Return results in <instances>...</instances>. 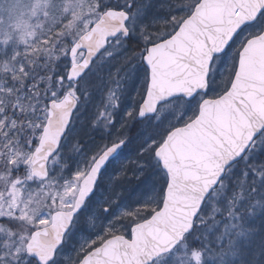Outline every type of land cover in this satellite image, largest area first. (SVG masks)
Listing matches in <instances>:
<instances>
[{
	"label": "snow or ice",
	"instance_id": "obj_1",
	"mask_svg": "<svg viewBox=\"0 0 264 264\" xmlns=\"http://www.w3.org/2000/svg\"><path fill=\"white\" fill-rule=\"evenodd\" d=\"M0 264H264V0H0Z\"/></svg>",
	"mask_w": 264,
	"mask_h": 264
}]
</instances>
